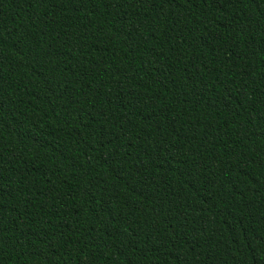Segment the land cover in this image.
<instances>
[{
    "label": "trees",
    "instance_id": "obj_1",
    "mask_svg": "<svg viewBox=\"0 0 264 264\" xmlns=\"http://www.w3.org/2000/svg\"><path fill=\"white\" fill-rule=\"evenodd\" d=\"M0 264H264V0H0Z\"/></svg>",
    "mask_w": 264,
    "mask_h": 264
}]
</instances>
